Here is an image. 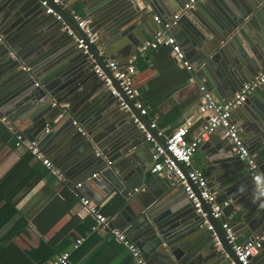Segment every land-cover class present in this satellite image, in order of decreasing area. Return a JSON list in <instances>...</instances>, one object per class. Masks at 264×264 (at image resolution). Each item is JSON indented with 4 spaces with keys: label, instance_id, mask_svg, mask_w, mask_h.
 I'll use <instances>...</instances> for the list:
<instances>
[{
    "label": "crops",
    "instance_id": "0c3cea01",
    "mask_svg": "<svg viewBox=\"0 0 264 264\" xmlns=\"http://www.w3.org/2000/svg\"><path fill=\"white\" fill-rule=\"evenodd\" d=\"M226 1L237 7L238 0ZM84 2L87 5L84 6ZM242 2H244V0H239V3ZM90 3V0H65L67 6L63 10L67 13V9H75L86 16L88 13H86L85 10ZM258 3L259 5L256 10L246 16L245 23L239 25L231 35L222 39V42L221 40L217 41L214 39L215 37L211 31L212 26L210 27L204 22L210 23L211 16L218 18V14L220 15V12L224 11H222V8L224 7L225 0H206L204 4H197L192 11H197L199 13L198 18L194 15L192 16L191 12L185 13L186 15L182 14L178 20L177 27L171 29V34L175 37L185 57L190 62L192 70H194L193 66L198 63L196 58L199 49L194 48L192 46L193 44L191 42L187 43L185 39L186 35L190 33L187 34V32L195 28L193 26H196L197 29L199 28L202 32L200 33L201 38L199 37L197 42L203 43L202 48L208 51L207 53L215 54L217 64L214 66L218 71L224 67L228 68L227 76H222L220 72L216 76L207 73L203 70L204 64L201 63L195 69L196 78H198L195 79L191 71H187L177 64L171 56L170 48L164 46L156 50L147 51L137 59L135 63V85L138 91V98L148 110L153 111L152 118L156 119V123L165 133L171 132V130L180 124L185 117H192L194 121L192 131L199 132L203 125V120L197 118L195 114L201 95V87H204V89L217 101H224L230 98L233 93L239 89L240 83L244 81V79L245 81H249L258 73L256 67H258L260 62L264 61V1L258 0ZM154 4L156 3H153L151 0H147V2L138 0V5L146 8L144 17L138 22V25H141V27L138 29L136 28L137 34H133L138 45L150 39L158 29V25L153 20V15H159L162 19H168L181 8L179 4L173 2L175 6H171L172 9L169 10L170 12H163L159 6H155ZM23 6H25V15H21L23 12L19 14V16H23L22 20L29 19L28 21H31V19L37 16L38 21H42L49 26L58 25L60 31L64 35V39L68 40L73 48V37L67 34L60 21L56 20L53 15L44 12L40 5V0H2L0 18L5 17L0 19V22L6 21L10 11L11 15H13L18 8ZM182 18H185L184 23L181 22ZM65 22L73 29L70 23L67 21ZM32 23L30 24L29 22L25 28L18 25V23L15 26H0V36L2 39L6 36L12 43L11 45L15 48L13 49L14 53L18 52L24 58L19 60L22 62L20 69L18 67L20 75L18 74L19 77H17L16 82L11 85L9 80L6 85L0 86L1 117H5V121L12 125L16 131L17 128H21L22 130L19 131V133L22 136L23 132L25 133L23 129H25L24 125L26 118L24 119V115L21 113V104L16 106L15 103L17 101H26L27 99L25 86L26 84L29 86L28 76H32V78L37 81L35 84L37 85L41 80L38 79L37 76L42 73L38 72L36 67L33 69L28 58H26L31 54L30 42L34 40L32 35L34 32H32V30L36 25ZM185 28H187L186 35ZM119 40H124L125 43L123 44L124 46L119 49L120 54L114 53L113 58L106 59L114 60L118 64H124L129 56L128 40L123 36H121ZM216 47L223 50L214 52L217 50ZM208 49H210V51ZM212 49L215 50L211 52ZM16 56L17 54L12 57L17 59ZM33 56H35V54ZM22 66L30 68V70L27 71L29 72L27 75L21 72ZM4 71L5 70L0 69V78L5 80L8 75ZM25 79H27V81ZM100 81L101 80L98 79V84H100L102 91L106 92L104 85ZM230 81L234 82L233 88L235 90L228 95L223 90V86L225 87L228 85ZM3 91H6V94H3ZM10 101H12L13 104H10ZM53 102L54 101L51 99L50 105L54 106ZM243 106L245 107L244 109L240 107L233 111L232 119L237 126L239 135L244 142L247 143V138L251 137L256 130H259L261 128V122L263 123L264 85L259 90L255 91V93L243 103ZM62 122L60 115L57 116L53 121L48 122L39 136L33 137L41 153L51 161L53 168L64 179V181L60 183L50 174L46 167H44L46 172H44L42 176H39L38 172L34 171V165L37 160L33 159L29 162L22 160L21 155L27 149L26 146L14 147L11 140L15 138L16 134L12 132L6 124L0 121L6 129L2 135H0V185H12L10 180H14L16 183L15 188H18L12 198V202L15 203L18 213L0 227V238L8 231L14 230L15 223L18 222V220L22 218L24 221L23 226L19 230H15L11 239L0 245V264H49L56 255L54 253L49 254V249H46L42 243L52 248L60 245L61 241H64V239H73V241H75L80 233L86 231L85 220L90 215L81 205L79 197L87 198L93 204L99 206L107 202L113 195L124 197L122 192L113 190L107 185L103 187L99 186L95 189L96 191L93 190L88 183V179H82L76 176V170L74 169L75 161H73L75 159L65 154V152L56 154L54 158H57L58 162H55L49 151L50 143L48 140L50 134L61 129ZM111 125L113 124H106L105 131L104 129L99 131L102 135L99 134L97 129L95 133L101 136L100 139L105 140L115 133L114 127L110 128ZM109 128L112 130L109 131ZM216 135L219 136V141L216 140ZM210 136H213L212 139H210ZM210 136L201 143L194 153L192 164L203 170L207 177L211 192L215 194L218 199L217 201L221 202L223 205L221 220L227 221L231 225L236 234V241L242 243L250 239L247 234V224L243 223V219L241 218L243 213L241 209L246 210V212L243 213L244 219H247L249 224L254 226L257 224L255 229H260V227H258L260 226V222H264V197L252 183H250L252 187L249 196L246 197L243 194L241 197H237V199H233L229 196L226 191L227 184L225 182L234 176L235 171L232 167H229L230 173L228 172L229 174L227 175L226 172H224V168L221 167L222 154L215 152L217 149L216 144H221V146L224 147L229 146L220 133L217 132ZM134 137L135 138L132 140L134 148L132 149L134 150L133 153L135 157L132 163L133 166L139 168L143 174L142 184L138 187L144 188L151 185V189L148 191L149 195L144 193L138 194L141 200H145L150 196L151 192L160 191L162 184L160 181L155 180L150 183L153 179V176L148 172L151 155L150 144L143 139V135L138 129H136ZM24 140L25 142L27 141V139ZM113 140H110L109 145L112 142L114 145L116 144ZM210 140H214V143ZM221 150L222 149L219 151ZM229 153L232 154L231 156L236 157L231 149H229ZM250 153L255 160L258 159L256 152ZM102 160H104L102 157L93 158V171L99 168ZM111 162L114 163V160H111ZM256 163L258 169L264 174V166L259 164L258 160H256ZM117 164L119 169L123 172H130L133 170L132 164H119V162H117L116 165ZM239 170L247 172L245 165L244 167L242 165ZM79 182L81 186L75 188V185ZM92 184L95 185V183ZM106 187H108V192L103 190ZM124 189H127L126 186H124ZM89 190L95 192L97 201L93 200L92 196L88 194ZM176 190L179 189H174V191ZM73 191L79 196L75 201L73 199ZM224 202H227V204H223ZM4 204L5 201L0 198V209ZM149 207L152 206L150 205ZM163 207L158 209L154 208V214L159 216L164 210H168L167 206ZM164 214H166V212ZM129 215L130 210H126L125 215L121 216L119 219L116 218L115 214L111 217L109 225H111L113 229L121 231L127 237L131 238V234H128L125 228L120 230L118 228V225L124 227V225L127 224ZM178 222L179 221L176 223ZM188 225L178 224L173 230L175 234L171 235L172 233H170V239H172L173 245L177 246L176 248L182 252L183 257L187 261L193 259V256H190V253L187 252L190 250L199 260H202L204 256L205 258L208 257L210 260L214 248L210 246V242L207 241L208 237L204 238L208 230L200 228L199 232H197L195 231L198 229L196 226L187 229ZM97 234L102 237L106 234V230L99 229ZM135 236L136 239H140L138 235ZM256 238L261 239L262 245L263 236L255 237L254 239ZM181 248L187 251H183ZM163 249H165V246H163ZM144 251L147 250L144 249ZM260 254H262L261 257ZM148 255L151 258V264H168L167 261L169 262L168 259H166L167 261L164 263L159 257L149 253ZM79 259L73 261V264H83L79 262ZM143 260L146 264L144 258ZM251 260L252 264H264V247L260 248ZM120 262V259H114L109 264H120Z\"/></svg>",
    "mask_w": 264,
    "mask_h": 264
},
{
    "label": "water",
    "instance_id": "95a60500",
    "mask_svg": "<svg viewBox=\"0 0 264 264\" xmlns=\"http://www.w3.org/2000/svg\"><path fill=\"white\" fill-rule=\"evenodd\" d=\"M143 1L147 2V0ZM151 1L156 3L154 5L159 6L163 12H170L171 6H175L173 2L182 6L186 0ZM90 2L88 8L85 10L88 13L86 17L90 19L88 23L89 27L98 36L97 45L101 46V48L103 46V48L99 50L96 45H90L89 54H84L82 50L77 49L73 38L72 48V44L64 39V35L58 25L49 26L42 21H38L37 16L31 19V21H28L29 19L22 20L23 16L21 15H25V6L18 8L13 15H11L10 11V14L7 16L8 18L6 17V21L0 22V26H15L18 23L23 28L33 21L32 24L36 25L32 30L34 32L32 33L34 40L30 42L31 54L26 58H28L33 69L36 67L38 72H42L41 75L37 76L41 80L40 83L35 85L37 81L32 76H28L29 86L27 84L25 86L26 101H15L16 106L21 104V113H23L24 119L26 118L25 129H23L25 130V133L23 132L24 139H27L26 144L33 141V137L39 136L49 121H53L54 118L60 115L63 121L62 127L57 132L50 134L48 140L51 156L54 158L56 154L65 152V154L73 157L75 159L73 161H75L74 169L76 170V176L88 179V183L93 190L99 186L103 187L107 185L113 190L122 192L126 202L117 211L116 218L119 219L121 216H124L126 210H130V215L127 218V224L124 227L118 225V228L119 230L125 228L126 232L131 234V238L128 237V239L138 247L146 264H151V258L148 253L159 257L164 263L168 259V264H228L230 259L236 260L232 245L227 242L224 230L220 226V221L211 216L208 206L206 204L203 205L204 211L207 214L206 217L196 213L183 190L172 185L166 178L153 176L150 183L154 180L160 181L162 186L160 191L151 192L150 196L145 200H141L138 194L144 193L149 195L148 191H150L151 185L144 187L140 192H134L131 196L128 195L134 188L142 184L143 175L140 169L133 166L132 163L135 157L134 150L132 149L134 148L132 140L135 138V131L137 129L133 122V117H139L143 122L146 120L144 117L139 116L138 111L133 108L132 102L126 98L114 79L112 83L120 92V97L128 103L129 110L121 109L118 97L112 96L108 90L105 89L106 92H103L100 84H98L99 78L95 74L93 67L95 64L99 65L107 76L112 77L110 70L105 67V62L106 58H113L114 53L120 54L119 49L125 44V39L119 40L121 36L128 40L129 56L135 52L138 42L135 41L133 34H137L136 28L141 27V25H138V22L144 17L146 8L140 7L138 0H90ZM205 2L206 0L200 3L204 4ZM1 5L2 0H0ZM85 5L87 4L84 2ZM258 5V0H244L242 3H239L238 0L237 7H235L225 0L224 7L222 8V11H224L220 12V15L218 14V18L211 16L210 23H204L210 27L212 26L211 31L215 37L214 39L217 41L221 40L222 42V39L231 35L239 25L245 23L246 16L254 12ZM55 11L61 14L64 21L70 23L78 35H81L80 30L61 7L55 6ZM189 12L192 13V16L194 15L198 18L199 13L197 11L190 10ZM19 14L21 15L19 16ZM184 21L185 18H182L181 22L184 23ZM193 27L195 28L187 32V34L190 32L188 35H186L187 28H185V41L187 43L191 42L194 48L199 49L196 58L198 63L193 66L194 70L191 71L195 79H198L196 78L195 69L201 63L204 64L203 70L207 73L216 76L220 72L222 76H227L228 68L224 67L219 71L215 68L214 65L217 64L215 54L207 53L208 51L202 48L203 43L197 42L198 38H201L200 33L202 31L199 28L197 29L196 26ZM2 40L0 41V69L5 70L4 72L7 73L8 79L4 80L0 78V86L6 85L9 80L12 85L20 75L18 67L20 69L22 61L20 62L19 60L24 58L20 53H14L13 49L15 48L6 36ZM208 50L210 51V49ZM214 50L212 49L211 52ZM220 50L222 51L223 49L217 48L214 52ZM14 54H17L16 58L18 60L12 57L15 56ZM34 54L35 56H33ZM263 66L264 61L260 62L258 67H256L258 69L257 72ZM21 72L26 75L29 73L23 69ZM25 80L27 81V79ZM244 81L242 82L244 83ZM100 82L103 84L102 81ZM233 84L234 82L230 81L228 85L223 86V90L228 95L235 90ZM260 88L255 89L253 93ZM3 94H6V91H3ZM51 99L54 101V106L50 105ZM9 103L13 104L12 101ZM240 107L245 108L243 104L238 108ZM0 116L2 115L0 114ZM262 120L261 128L256 130L251 137L247 138L248 142L246 145L250 152H256L258 156L256 160L264 166V118ZM109 123L113 124L110 128L114 127L115 133L105 140L100 139V135L102 134L99 131L102 129L105 131V125ZM4 124L15 134H20L19 131L22 130L21 128H17L16 131L7 121ZM78 127H81L82 130L79 131ZM110 128L109 131L112 130ZM96 129L100 135L95 133ZM148 131L155 137L158 143L164 145L163 139L156 137L153 129H148ZM212 137L210 136V139ZM110 140H113L116 144L114 145L112 142L110 147ZM216 140H220L218 135H216ZM210 141L214 143V140ZM216 146L215 152L222 154L221 157H223L221 158V167L224 168V172L228 175L230 173L229 167H232L235 171L234 176L225 182L227 184L226 191L229 196L233 199H237V197H241L243 194L246 197L249 196L252 187L250 183L256 188L257 186L250 181V172L245 163L236 155V157L231 156L229 145V147L221 146V144H216ZM96 149L98 152H101V156H96ZM220 149L222 150L219 151ZM95 157L104 158L99 168L96 169L97 171L92 170L94 168L92 161ZM54 160L58 162L57 158H54ZM111 160H114V163L107 164ZM117 162L119 164H132L133 170L123 172L119 169L118 164L116 165ZM242 165L243 167L245 165L247 172L239 170ZM93 174H96V176L93 177ZM92 183H95V185ZM124 186L127 189H124ZM108 187L103 190L108 192ZM174 189L179 190L174 191ZM89 191L88 194L92 196L93 200L97 201L95 192ZM150 205L152 207H149ZM163 206H167L168 210H164L166 214L163 211L162 214L156 216L153 212L154 208L158 209ZM241 211L243 213L246 212L245 209H241ZM243 213L241 218L243 219V223L247 224L248 238L254 239L255 237L263 236L261 248L264 247V235H262L264 234V222H260V226H258L260 229H255L257 224L256 226L249 224V221L244 219ZM205 220L213 227L212 231L207 229V225L204 223ZM177 221L179 222L176 223ZM178 224H189L187 229L196 226L198 229L195 231L197 232H199L200 228L208 230L204 238L208 237L207 241L214 248L210 260L208 257L205 258V256L202 260H199L190 249H188L190 251H187L181 248L183 251L189 252L190 256H193V259L187 261L183 257L182 252L176 248L177 246L173 245L172 239H170V236L175 234L173 230ZM109 227L112 228L111 225ZM170 233L172 234L170 235ZM213 234L217 237L227 257L215 246ZM135 235H138L140 239H136ZM235 243H238L236 239ZM163 246H165V249H163ZM144 249L147 251H144ZM261 256L262 254H260Z\"/></svg>",
    "mask_w": 264,
    "mask_h": 264
},
{
    "label": "built area",
    "instance_id": "2783aa9c",
    "mask_svg": "<svg viewBox=\"0 0 264 264\" xmlns=\"http://www.w3.org/2000/svg\"><path fill=\"white\" fill-rule=\"evenodd\" d=\"M203 1L205 0L184 1L181 8L168 19H162L159 15H153V20L158 25V29L150 39L136 47L135 52L128 57L124 64H118L114 60L106 59L105 67L110 70L112 77L107 76L99 65H94L93 70L95 74L103 82L105 89L112 96L118 97L121 109L129 110V106L120 97V92L112 83L113 79L118 83V87L126 98L132 102V106L138 111L139 116L145 118L148 114V108L138 98V91L135 85V63L145 52L156 50L161 46L169 47L171 56L177 64L187 71H192V66L185 57L175 37L171 34V29L177 25L182 14L194 9L198 3ZM40 5L44 8L46 14L53 15L56 20L62 23L67 34L73 37L76 48L82 50L84 54H89L90 45H96L99 50L102 49L101 46L97 45L98 36L89 27V19L84 14L75 9H67L68 16L81 32V35H78L66 24L61 14L55 11V6H59L61 9L66 8L65 0H40ZM1 40L2 37L0 36ZM22 69L25 71L30 70L27 66H22ZM263 85L264 66L252 79L242 83L239 89L227 100L217 101L204 87H201V95L195 114L197 118L203 120V125L199 132L192 131L194 123L192 117H185L169 133H165L161 128L157 127L155 118H151L150 120L145 119L146 121L143 122L139 117H133L135 126L143 135L144 140L151 146L150 164L148 167L149 174L166 178L172 185L182 189L186 198L192 203L195 212L201 216L206 217L207 214L204 211L203 205L206 204L208 206L211 216L220 221V226L224 230L227 242L232 245L236 260L230 259L228 264H252V257L257 254L262 246L261 239L256 238L242 243H235L234 230L227 221L221 220L223 205L217 201L215 194L211 192L203 170L193 166L192 157L204 140L211 134L220 133L230 146L231 151L245 163L250 172L251 181L257 186L258 191L264 197V174L258 169L255 158L239 135L237 126L232 119L233 111L241 106L252 95L255 89ZM0 121L4 123L5 117L0 116ZM78 129L79 131L82 130L81 127H78ZM148 129H153L155 136L163 139L164 145L158 143ZM15 138L17 146L25 145L35 159L40 161L49 170L51 175L59 182L64 181L61 175L53 168L51 161L41 153L35 140L26 144L21 134H16ZM101 155V152H96V156ZM110 163L111 161L107 162V164ZM92 176L94 177L96 174ZM79 186H81L80 182L75 185V188ZM142 190L143 187H136L128 195L131 196L134 192ZM76 195L79 197L78 194ZM79 201L94 220V225L91 228L92 231L96 232L99 229L110 230L115 239L122 243L131 253L134 264H145L138 247L123 232L109 227L111 217L100 212L99 205L93 204L89 199L84 197H79ZM223 204H227V202ZM204 223H206L208 230H213V227L206 220ZM213 239L217 249L227 257L215 234H213ZM84 240L85 237H77L72 244L73 250L79 247ZM69 255V251H64L56 255L49 264H68Z\"/></svg>",
    "mask_w": 264,
    "mask_h": 264
},
{
    "label": "trees",
    "instance_id": "16d2710c",
    "mask_svg": "<svg viewBox=\"0 0 264 264\" xmlns=\"http://www.w3.org/2000/svg\"><path fill=\"white\" fill-rule=\"evenodd\" d=\"M152 110H148V114L145 116L146 120H150L152 118ZM157 127L159 125L157 124ZM6 129L0 123V135ZM12 144L14 147H21L23 145H16V138H13ZM10 141V142H11ZM23 161L29 162L30 160H36L35 157L30 153L28 149L21 155ZM34 171L38 172L39 176H42L45 170V166L41 164L40 161L37 160L34 165ZM56 179V178H55ZM57 180V179H56ZM58 181V180H57ZM12 185L10 184H1L0 185V198L5 201L4 206L0 209V227L6 224L14 215L18 213L16 209V205L12 202V198L14 194L17 192L18 188L16 187V183L14 180H10ZM59 182V181H58ZM61 183V182H60ZM8 185V186H7ZM12 186V187H11ZM9 187V188H8ZM77 195L73 191V199H77ZM126 200L124 197L119 195H113L107 202L100 205V212L108 217H113L117 211L125 204ZM22 218L15 223V229L8 231L2 238H0V245H2L5 241L11 239L15 230H19L23 226ZM86 223V231L79 234L77 237H85L84 242L73 250L72 244L73 239H64L61 241L60 245L55 247H47L45 243L42 245L47 249H49V254L58 255L64 251H69V263L73 264V261L79 259L80 263L83 264H109L114 259H120V264H134L131 253L127 250L122 243L118 242L114 235L110 232V230H106V234L102 237L97 234V231H92L91 228L94 225V220L91 216H88L85 220ZM95 244V245H94ZM47 257V256H46Z\"/></svg>",
    "mask_w": 264,
    "mask_h": 264
}]
</instances>
